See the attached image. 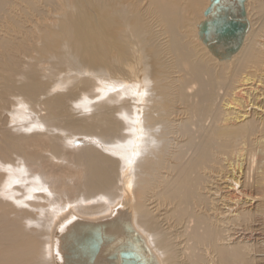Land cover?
Masks as SVG:
<instances>
[{
	"label": "bare ground",
	"instance_id": "6f19581e",
	"mask_svg": "<svg viewBox=\"0 0 264 264\" xmlns=\"http://www.w3.org/2000/svg\"><path fill=\"white\" fill-rule=\"evenodd\" d=\"M209 2L0 0V264L110 220L155 264H264V0L226 59Z\"/></svg>",
	"mask_w": 264,
	"mask_h": 264
},
{
	"label": "water",
	"instance_id": "95a60500",
	"mask_svg": "<svg viewBox=\"0 0 264 264\" xmlns=\"http://www.w3.org/2000/svg\"><path fill=\"white\" fill-rule=\"evenodd\" d=\"M245 0H210L199 37L218 59H226L240 46L248 29ZM113 221L75 223L59 231L55 254L58 264H155L150 253L131 229Z\"/></svg>",
	"mask_w": 264,
	"mask_h": 264
},
{
	"label": "rangeland",
	"instance_id": "374dc122",
	"mask_svg": "<svg viewBox=\"0 0 264 264\" xmlns=\"http://www.w3.org/2000/svg\"><path fill=\"white\" fill-rule=\"evenodd\" d=\"M184 143H185V141L182 142V144H184ZM263 235H264V234H263ZM262 239H263V238H262Z\"/></svg>",
	"mask_w": 264,
	"mask_h": 264
}]
</instances>
